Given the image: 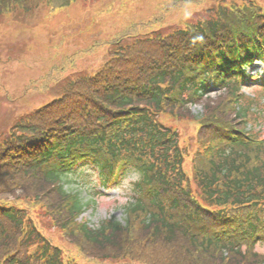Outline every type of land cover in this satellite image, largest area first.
Returning <instances> with one entry per match:
<instances>
[{
	"label": "trees",
	"instance_id": "trees-1",
	"mask_svg": "<svg viewBox=\"0 0 264 264\" xmlns=\"http://www.w3.org/2000/svg\"><path fill=\"white\" fill-rule=\"evenodd\" d=\"M159 59L160 54L158 51L147 48L136 53V57L125 63L123 68L132 69L138 66L142 70H147L156 64ZM176 72H178V77L176 79L174 76L173 79L171 77L170 83V85L175 86V89L170 90L169 88L166 89L165 86H159L162 83L163 71L156 72L158 75L157 80H153L150 76L138 85L129 84L125 86L114 83L107 94V100L100 101L96 108L92 110L94 118L91 123L72 121L74 125H80L74 128L82 132L85 139L89 140V142L85 140L89 149H94L97 152L105 151L108 167H113L123 160L126 161V164L136 168L139 174V181L136 183L138 192H142L148 185L152 184L147 192L148 195L141 198L143 207L148 213V223L144 227V232H147L151 226L155 235L163 234V237L167 240L174 239L179 229L177 223L172 221V219H176L171 215V209L177 208L180 203L185 205L178 198L164 200L168 195L169 186L163 178V172L171 163L175 165V162H171L174 155L170 154V151L171 144L178 143V134L173 133L170 127L164 126L158 120V116L165 111V108L170 105L172 108L175 105L173 102L178 101L181 97L182 92L177 88L184 83L185 77L182 78L179 75V72H182L181 68ZM144 99L147 101L142 103L141 101ZM88 112L90 111H86V113ZM44 135L48 147L45 157L48 158L54 150L58 149L56 142L60 134H53L51 126L48 125L44 129ZM114 152H117V154ZM258 171V175L250 178L246 175L239 176L238 173H234L232 167L226 170L220 169L219 173L215 175L216 180L213 183L210 184L208 180L201 187L209 197V205L207 206H219L225 202L228 196L231 198L230 204L234 206H244L264 201V173H261L264 170ZM36 176H40V172H35L33 177ZM57 180L58 178L53 175L48 176L46 179L47 182H53V184ZM242 182H246L250 186L243 185ZM247 189L252 190L251 195L253 198L242 196V192ZM54 194L59 195L60 202L54 206L53 212L60 214L62 210L64 211L62 207L67 203L65 196L68 192L61 187L57 193H53L52 190L47 192L45 202L40 205L42 208L41 214H48L52 207L51 203L56 199ZM69 200V211L72 213L83 206L71 197H69ZM139 206V203L135 200L128 202L125 206L127 214L129 210V214H131ZM211 213L214 214V218L210 217L206 224L197 225V219L188 217L186 219L188 222L186 229L187 231L190 228L196 230V236L188 233L183 234L185 236H182L184 243L174 247L162 259H155L151 264H253L251 260L250 263L246 261V255H243L245 253L240 244L222 234L224 227H221L220 223L217 222V219L222 217L219 210H214ZM222 218L244 222L235 213ZM7 223L9 224L7 227L10 229H28L35 232L33 226L26 221L24 212L19 209L9 217ZM127 223L128 217L125 224H121V222L114 219H108L101 222L95 229L88 230L81 227L80 231L74 230L73 232L77 236L82 235L87 239L86 243L89 250L95 248V252L101 254L100 256L112 257L116 254L115 250L117 251L119 248L123 249L121 254L131 252L129 237L126 236L130 235V232L126 229L129 225ZM255 228V225H250V232L245 233V236H248ZM233 232L236 235H244V233H236L235 229H233ZM225 238L230 240L228 245L233 253L231 256H224L223 250L216 243L210 242H218ZM31 253L46 259L42 260L40 264H73L85 261L81 249H76L74 253L71 252L72 254L70 253L65 258L51 257L38 245L36 238ZM10 261L14 264H29L25 257L15 254L10 257ZM256 261L257 264H264L259 259Z\"/></svg>",
	"mask_w": 264,
	"mask_h": 264
},
{
	"label": "rangeland",
	"instance_id": "rangeland-1",
	"mask_svg": "<svg viewBox=\"0 0 264 264\" xmlns=\"http://www.w3.org/2000/svg\"><path fill=\"white\" fill-rule=\"evenodd\" d=\"M139 0H132L129 6L134 5ZM147 1V0H145ZM156 1V0H153ZM93 2L80 1L70 5L67 8L62 9L60 13L51 15L46 11V7H41L37 13L27 18V23L37 33L31 36L28 40H22V44L26 47H31V58L29 62L30 77L36 76L40 73L41 69L46 64V57L52 56L57 64L56 74L61 73V82H58L59 77L56 78L50 76H44L39 80H35L30 84L19 80L18 78L14 83L7 86L6 98L3 92L0 97V139L6 133L8 128L12 127L20 119L23 118L24 113L30 111L34 106H30L29 102L34 101L37 105H43L53 97L57 96L62 88L65 86V80L71 70L76 67V63L82 66H88L90 63H101L104 58L99 59L97 56L98 50L93 46L96 39H109L110 35L115 32L116 29L123 31V19L126 14V2H117L113 5L108 3L109 14L106 16L109 23V32L104 35H91L87 32L90 26L93 24V20L89 24H83L81 22H74L77 18H87L88 14L85 12V7H93ZM49 25L51 27L45 29L44 27ZM51 30L54 34H51ZM17 44V43H16ZM82 47V51H77L72 54L76 48ZM106 47L103 50V55L106 57ZM18 52H15L17 57ZM60 55V57H59ZM34 59H37V66L41 69L35 70L33 67ZM27 78L25 75L21 79ZM32 87V93L26 95L24 90L26 87ZM211 100H214L213 98ZM6 104V105H4ZM194 114H200L202 108L200 105H194L191 107ZM93 178L88 175H76L72 181L67 184V188L71 191H83L81 184L83 182L91 184ZM94 189L93 187H90ZM96 189L102 191V187L96 184ZM85 193L82 192V195ZM126 200L124 191L118 187L109 188L103 195H98L97 199H94L83 213V217L86 221L95 225L103 218L113 217L123 221L124 208L123 204Z\"/></svg>",
	"mask_w": 264,
	"mask_h": 264
}]
</instances>
